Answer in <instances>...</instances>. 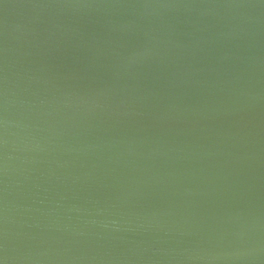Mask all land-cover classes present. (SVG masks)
I'll list each match as a JSON object with an SVG mask.
<instances>
[{
  "label": "water",
  "instance_id": "water-1",
  "mask_svg": "<svg viewBox=\"0 0 264 264\" xmlns=\"http://www.w3.org/2000/svg\"><path fill=\"white\" fill-rule=\"evenodd\" d=\"M0 264H264V0H0Z\"/></svg>",
  "mask_w": 264,
  "mask_h": 264
}]
</instances>
